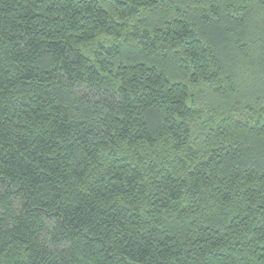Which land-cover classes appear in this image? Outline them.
I'll use <instances>...</instances> for the list:
<instances>
[{"label":"trees","instance_id":"obj_1","mask_svg":"<svg viewBox=\"0 0 264 264\" xmlns=\"http://www.w3.org/2000/svg\"><path fill=\"white\" fill-rule=\"evenodd\" d=\"M0 264H264V0H0Z\"/></svg>","mask_w":264,"mask_h":264}]
</instances>
